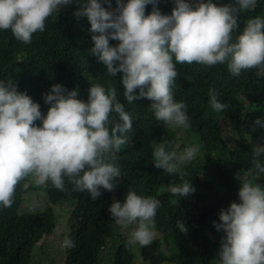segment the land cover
<instances>
[{"label": "clouds", "instance_id": "1", "mask_svg": "<svg viewBox=\"0 0 264 264\" xmlns=\"http://www.w3.org/2000/svg\"><path fill=\"white\" fill-rule=\"evenodd\" d=\"M74 0H0V30H11L13 37L30 44L33 34L45 31V22ZM81 6L73 13L87 17L93 47L90 54L106 66V75L122 73L124 99L151 101L150 110L157 121L170 127H189L186 104L174 99L172 85L179 75L176 65L193 63L205 67L227 63L233 77L256 69L264 77V18L247 21L239 35L241 13L253 10L257 0H235V5H218L213 0H174L170 15L157 7L159 0H75ZM152 11L145 14L146 6ZM110 40L119 41L116 46ZM13 80L0 81V206L10 208L17 186L26 178L35 185L50 183L65 190V179L77 192L87 191L91 199L101 189L115 190L121 177L114 163L117 153L129 141L133 118L117 98L114 85L105 89L90 86L87 101L78 98V89L68 90L54 84L43 94L49 106L46 115ZM213 111L227 108L209 89ZM115 114V118L112 114ZM40 121V125L36 124ZM264 127V121L255 120ZM169 142L154 147L153 164L168 174H179L181 183L170 186L173 196L186 197L195 191L181 165L193 161L200 145L183 152L168 150ZM264 146H254L257 178L264 173L260 156ZM239 203L232 202L219 213L216 229L223 230L217 264H264V187L251 181L240 184ZM161 203L128 191L123 202L114 200L109 213L118 226H133L128 246H149L155 238V217ZM181 233L187 228L177 222ZM74 247L70 239L64 240Z\"/></svg>", "mask_w": 264, "mask_h": 264}, {"label": "trees", "instance_id": "2", "mask_svg": "<svg viewBox=\"0 0 264 264\" xmlns=\"http://www.w3.org/2000/svg\"><path fill=\"white\" fill-rule=\"evenodd\" d=\"M86 2V0H82ZM194 2V0H189ZM218 5L235 0H213ZM102 6L107 7L106 4ZM81 5L62 7L45 22V31L33 34L30 44L16 40L11 30H0V81L13 80L17 90L25 92L40 105L46 115L50 105L43 94L52 85L61 84L68 90L78 89L80 99L87 101L90 86L99 84L107 89L114 85L117 98L133 118L129 141L118 152L114 163L121 177L114 191L101 189L93 200L87 191H74L65 179V190L50 183L35 185L26 178L17 186L10 208L0 206V264H38L36 247L52 237L58 213H65L66 232L74 247L56 249L60 264H133L135 248L146 264H217L223 230L221 209L232 202L239 203L238 192L244 181L262 184L264 173L257 179L254 168V146H264V127L254 121H264V77L256 76V69L233 77L227 63L205 67L199 64H177L179 73L172 92L174 99L186 104L189 127H170L155 119L151 101L141 99L129 104L120 83L122 73L106 75V66L90 54L93 47L87 17L75 18L73 13ZM115 0L112 7L115 8ZM157 7L170 15L174 0H159ZM152 11L146 6L145 14ZM264 18V0H257L253 10L239 15V35L249 19ZM116 46L119 41L110 40ZM209 89H215L218 99L227 105L215 112L209 104ZM115 118V114H112ZM36 124L39 126L40 121ZM168 141V150H180L200 145L196 158L181 165L195 191L186 197L173 196L170 186L181 183L179 174H168L153 164L154 147ZM176 145L178 148L176 149ZM264 163V153L260 156ZM260 185V184H259ZM144 197H154L161 203L155 217V238L149 246H128L129 232L115 224L109 213L114 200L123 202L128 191ZM39 198V205L24 210L28 197ZM187 228L181 233L177 222ZM129 228V227H128ZM49 263L54 264L50 258Z\"/></svg>", "mask_w": 264, "mask_h": 264}, {"label": "rangeland", "instance_id": "3", "mask_svg": "<svg viewBox=\"0 0 264 264\" xmlns=\"http://www.w3.org/2000/svg\"><path fill=\"white\" fill-rule=\"evenodd\" d=\"M178 148V145H176V149ZM178 153H180V150H177ZM187 163V162H186ZM258 180L260 177L257 178ZM263 181H260V185ZM28 201L24 202L21 206L24 210H27L29 208H35V205H39V198L35 197H28ZM66 214L62 211L58 213V222L55 228L54 235L52 237L46 238L43 240L37 247H36V253H35V260L38 262V264H51L49 263L50 258L53 260L54 264H60L61 260L57 253L55 252L56 249H63V245H61V241L64 242L65 232H66V225H65V218ZM133 226H129V228H126V232H131ZM135 256L133 259V264H146L138 255L137 246L135 248Z\"/></svg>", "mask_w": 264, "mask_h": 264}]
</instances>
